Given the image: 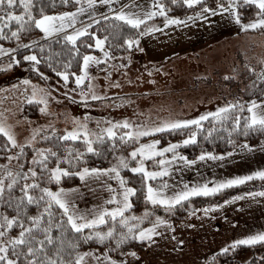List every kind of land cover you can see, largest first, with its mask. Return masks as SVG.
Masks as SVG:
<instances>
[{"label":"trees","instance_id":"1","mask_svg":"<svg viewBox=\"0 0 264 264\" xmlns=\"http://www.w3.org/2000/svg\"><path fill=\"white\" fill-rule=\"evenodd\" d=\"M86 1L87 0H68V3H64V0H33L32 11L33 14L39 18L41 15V7H43L45 14L51 15L73 10L84 4ZM159 2L164 5L163 11L168 18L182 17L187 14L190 15L196 13L199 10H204V5H207L209 9L219 7L220 5L234 6L242 23L256 20L258 18L257 13L260 12L258 6L249 0H202L197 5L191 7L184 4L183 0H159ZM13 10L18 14L23 11V8L17 4ZM3 14V11L0 10V17H2ZM105 16L108 17L107 20L103 19ZM95 21H97V23L91 22V27L88 29L87 34L79 37L75 45L64 39L65 34H60L48 39L41 38V30L34 24L20 30L19 39H17L16 37L11 36L10 29L16 30L19 25L15 21H12L4 28V33L10 38L4 39L0 37V44L13 47L14 50L12 53L19 58L20 65L29 63L28 60H24L26 54H35L40 61L37 64L39 72L44 73L46 76H53L64 82L63 78L58 75V72L67 71L69 73L68 84L73 85L75 76H73L72 73L78 75L81 72L83 56L98 51L96 47L88 46L89 44H95V37L92 36V33H96V35L101 38L107 37L105 46L111 56L123 55L134 49V45L129 47L125 43L127 39L136 41L143 34L148 32L147 29L150 28L153 23L165 21V16H157L153 19L152 23H143L139 28L132 27L126 22L109 15L99 17ZM263 29L264 26L251 30L259 31ZM12 53L9 58L13 57ZM244 68L246 69L245 61ZM263 68L264 67L262 66V69H258L260 71H257L256 74L258 75H253L250 72V75L255 77H251L248 80L245 79L246 86L242 89L243 92L239 93L237 98H235L234 101L236 102L232 103L234 107L228 110L226 119L215 120L213 117H209L202 122V128L197 129L194 125H190L181 131L155 133L143 137L141 140L144 141L153 137L160 141L159 146H167L169 143L182 141L192 132H196L195 143H189L187 145L181 143L176 149L178 153H182L189 158L198 157L202 151L221 155L233 151L245 143L251 145L264 143V130L260 129L259 126L248 129L247 134H245L244 127L250 120V112L248 110L249 105L253 101L256 103L264 101V79L260 78L261 73L264 72ZM53 69H56V71H53ZM247 72H249V70H247ZM31 78L37 79L40 78V75L39 73L32 74ZM28 105L29 106L26 107V110L32 117H36L38 114L37 108L40 103L36 102ZM236 120H239L238 128L235 124ZM209 130H211V133ZM123 135L124 131H119L115 136L105 137L101 141L93 144V147L97 149L96 152H87L86 141L83 139L61 140L60 137L54 136L46 139L43 141L44 145H46L44 148H50L57 153V156L55 157L49 154L47 160L48 168L55 166L57 161H59V164H64L62 166H65L68 169L69 174L64 175L59 182L50 180L48 172L38 173L35 177L28 174L27 181L23 179V176L18 177L17 183L11 190H9L7 184L10 183V181L7 177L1 176V174L3 175V172L8 169L15 170V173L21 171V169L6 165L13 147L10 141L7 140V137L0 133V177H3L5 182L4 194L2 198H0V223L3 222L2 217L4 214H7L9 217L18 215L16 205L20 202V198L23 195L21 189L25 182L31 184L32 181L35 180L40 185V188L48 187L55 190L60 187L65 188L79 185L82 182V179L80 176L76 175V173L82 171L85 167L102 169L111 168L114 165L117 156L122 152H127V150L136 143L134 140L127 139V137L122 140L121 137ZM230 139L232 143H229ZM77 153L80 155H77ZM170 155H173V153H165L163 157ZM163 157L156 156L149 158L145 161L146 168L149 170L157 169L159 167L158 161ZM131 163V166L135 164L134 162ZM22 172H25V170L22 169ZM15 173L13 174L15 175ZM120 174L125 179L127 186L134 187L137 190L136 193L131 196L132 207L125 215L126 217H129L130 215L136 217L146 209L148 204L145 197L147 195L148 184H151L155 188H163L165 184L163 178L145 180L142 173H134L131 171L130 167H121ZM40 188H33L29 191L32 195L40 197L45 195L40 191ZM261 189H264V180L256 178L244 184L223 189L209 196H196L187 199L186 201L173 206L171 210H168L167 208L168 212L165 213L162 212L163 206L159 208L158 205H152L150 208L152 212L149 213L148 216H145V219L141 224H135L137 227L134 228L133 231L138 232L150 223L157 222V216L163 218L167 222L176 224L184 221L191 213L198 209L218 205L232 197L255 192ZM46 201L47 197H45L44 201H40L39 204H27L25 200V204L20 205L21 211L19 212V217L24 221L25 227L28 226L29 221L24 214V208H27L28 215H36L39 212H43ZM155 210L158 212L155 213ZM51 211L54 214L53 220L60 221L63 209L59 208L58 205L53 204ZM46 219L47 213H45V220ZM119 220L120 218L118 217L116 223L119 228H123L119 223ZM131 221L134 222L133 219H130L129 223H131ZM112 223V219L108 218L105 224L95 227V229L106 228ZM90 229L91 228H85L81 232H75L67 224V218L64 217L63 233L56 228H53L52 233L54 237L60 236L63 240V245H61L60 240L54 239L52 244H47V242H45V251H47L49 256L57 259L55 253L59 250L60 257L63 258L65 262L72 261L73 264H75L78 253H85L89 250H108L113 260L121 261L127 252H142L146 249L148 244L147 241L135 239L132 236H129V238L123 243L117 244L116 237L118 235L106 239L101 243L97 238L88 234ZM20 230L19 222L14 224L11 229H0V231H5V236L8 237L18 235ZM33 234L41 239L44 235L39 231H34ZM86 237L89 238L86 239ZM227 249L228 251L219 250L212 254L208 258L206 264H264V242L252 245L239 244L235 247L229 246ZM17 251L19 252L20 248H18ZM24 252L26 253V247H24ZM245 253H252L254 257L248 262H241V256ZM9 257L17 260L18 264H28V261L24 259V255H20L19 257L12 255L11 247L9 248ZM37 259L44 260L43 254H39ZM28 260H31V257H29Z\"/></svg>","mask_w":264,"mask_h":264},{"label":"crops","instance_id":"2","mask_svg":"<svg viewBox=\"0 0 264 264\" xmlns=\"http://www.w3.org/2000/svg\"><path fill=\"white\" fill-rule=\"evenodd\" d=\"M249 1L251 2V0ZM122 3L119 4L116 9H113V11L121 9L123 7ZM126 4L128 3L126 2ZM126 4H124V6ZM158 4L159 3H157V7L159 6ZM217 8L218 7L213 9ZM224 8L234 7L229 5L224 6ZM107 14L109 15L111 12H104L97 18ZM192 16L195 20L188 26V38L184 43L186 45L185 49L179 50L175 55L170 56L171 58L166 56L165 59H160L158 55L154 54L147 56L146 49L148 48L146 46L144 50L143 48H139V45L136 44L135 41L133 43V54L120 55L113 59H111L112 56L110 54L108 57H105L106 60L98 64L97 72L104 66L106 67L104 69L106 74L109 73L111 75L114 72V74L119 76H131L130 74L135 73L144 74L143 65L150 71H153L151 74L139 75L140 77H137L142 80V83H146L141 86L137 92L131 93L125 90L122 92L120 90L119 93L112 96L125 101H131L134 98H137L136 101H139L140 99L138 98H145L143 103H140L143 110H149V108L155 110L154 108L160 106L161 112H163L165 107L172 109V111L175 109L174 106H176V103L170 105L167 102L169 99L174 102V99L171 97L179 94V92L184 95L188 91V117L180 119H194L201 114L214 112L219 102H212V104H209L206 101L201 102V99L225 98V76L221 75L223 72L221 69L218 70L219 67H217L218 64L216 61L213 63V69L205 72L207 63L204 65L203 61L199 60L194 55L205 50L214 51L218 46L225 44L223 41L227 36L229 38H235L249 31H246L248 29L239 28L238 26L235 27L233 23L228 25L223 17H221V24L219 20L217 23H213L209 19L200 18L196 16V13H193ZM248 23L250 22L245 24ZM225 29H229L227 34L223 32ZM160 36H163V34H160ZM137 40L143 43L141 37ZM162 40L161 38L157 41V50L165 45V40ZM99 53L97 51L94 52L93 55L96 56ZM185 64L187 69L183 71L184 69L181 68V66ZM137 65L140 66V70H137ZM129 67L132 68L131 71ZM124 71L129 72L124 73ZM97 72L96 70L94 72L96 76L98 75ZM182 78H185L186 84L179 86ZM104 98L105 97H102V99L96 100L95 103H102ZM110 99L112 100L115 98ZM220 105L223 106V104ZM256 105L254 111L257 115H264V101L256 103ZM121 106V103L115 104V107L119 108ZM203 106L206 108L199 112V108ZM159 114L160 117H158V120H175L173 118L174 114L171 115V119L168 113ZM248 145L250 148L240 146L228 152L231 153V155L225 153L222 159L219 158L221 155H216L218 158L215 160L207 157L204 160H198L197 157L189 158L180 153L181 156L196 161L191 165H187L181 160H171L170 158L172 155L165 156L161 159H165L167 164H159L157 169L150 171H159L163 167L168 168L166 175L154 179L163 178L164 182L166 181L165 184L167 187L165 191L169 195L182 190L185 185L191 187L192 185L207 182L211 186L214 182L235 178L237 176L250 175L254 171L264 170V143ZM114 177V173L111 175L107 173H90L82 179L79 185L62 187L65 190H69L64 192L63 195L68 202L69 208H71L70 210H74L84 215L86 218H91L105 208L111 209L122 206L112 201L114 193L117 194V199H121L119 194L123 191L119 181ZM234 186L237 185L230 187ZM153 188L155 187L153 186ZM59 189L61 188L54 191H58ZM261 191H264V189L251 192L254 194L251 196L242 194L235 196L237 197L236 199L232 197L226 200L228 203L224 201L218 204L219 207L217 208L207 207L198 209L191 213L184 221L176 224L170 222L160 224L157 222L155 234H153L150 239L143 240L148 242V248H146V250L135 252L136 256H132L130 253L133 251H129L125 254L124 259L116 262L117 264H193L195 262L202 264L215 252L232 246L233 241L242 240L249 235L264 232V196L259 195ZM86 196H88L89 202H86ZM193 197L196 196L189 197L188 199ZM83 201H85V203ZM163 207L167 209L166 206ZM130 209H127L124 215H126ZM108 218L111 217L107 216L106 220ZM85 253H90V255L84 256L82 264H111V262L106 259V257H111L107 250H89Z\"/></svg>","mask_w":264,"mask_h":264},{"label":"rangeland","instance_id":"3","mask_svg":"<svg viewBox=\"0 0 264 264\" xmlns=\"http://www.w3.org/2000/svg\"><path fill=\"white\" fill-rule=\"evenodd\" d=\"M123 1L124 0H113L111 6L112 10L116 9L118 5L121 4ZM125 1L128 4H126ZM125 1L122 3L123 7L121 9H118V11L123 10L124 12L131 13L134 16L140 17L141 19H143L145 13L147 12L150 11L156 12L155 16L145 20L144 23L146 22H148V24L152 23L154 18L160 16L161 9L159 8V6L157 7V3H159L158 5H160L159 0H125ZM124 4L126 5L124 6ZM78 7H84L85 11L77 14L76 23L74 25L65 28L61 32L53 33L52 35L47 37L40 29L41 30L40 37L48 39L58 36L60 34H65V35L71 34L75 30L90 24L92 20L96 19L100 14L104 12L105 13L109 12V6L106 4L97 3L91 9H89L87 7V1H86L84 4ZM225 9L228 10L223 11L220 10V7H218L217 9H213L215 10L214 13L211 11H207L205 9L199 10L196 13H201L202 11L201 16L199 17L203 19H209L213 23H217V21L219 20V22L222 24L221 17H223L225 18V22L228 25L233 23V26L235 25V27L238 26L239 28H243L242 26L243 23L241 21L240 23L236 22L235 17L238 15V13L235 7L225 8ZM75 10L76 8L73 10H69L67 12H75ZM58 14L59 13L51 14V15H58ZM192 15L193 14L190 15L187 14L182 17H177L181 21H183L182 24H178V25L170 24L165 26V21L153 23L150 28L155 27L158 30L151 32L148 31L146 34H143L141 36V40L143 41V43L139 41L138 43L139 48L141 49L143 48L144 50L146 46L148 48L146 49L147 56L154 54V55H158L160 59H165L166 56L170 57L172 55H175V53L178 52L179 50H184L186 46L184 43L188 38V26L191 24L193 20H195V18ZM109 16H112V14H109ZM188 17H192V19H188ZM257 19H260V17ZM56 26L59 27V24L57 23ZM251 29L252 28L246 30L249 32H246L245 34H242L239 37L237 36L235 38H229L227 36V38H225L223 41L225 42V44L218 46V48H216L214 51L205 50L203 52H200L199 54L197 53L194 55L199 60H202L204 65H206L207 63L208 67L205 66V72L213 69L212 67L214 65L213 63H215L214 61H216L218 64L217 67H219L218 70L221 69L223 72L221 75L225 76V82H226L224 84L225 98L201 99V102L206 101L209 104H212V102L213 103L219 102L217 103L215 111L220 107H224L227 104H232L236 102L234 101L235 98H237L239 93L243 92L242 89L246 86L245 79L248 80L251 77H255L250 75V72L253 75H258L256 74L257 71L260 72L258 69H262V66L264 67V29L259 31H254ZM223 32L224 34H227L229 32V29H225ZM160 34H163V36H160ZM160 37L163 40H165L164 42L165 45L160 47L159 50H157L156 45H157V41L161 39ZM160 44H161V40H160ZM0 47H2L5 50L13 49V47L5 46L2 44H0ZM97 50L98 53L99 51L100 53L97 54L96 56L100 58L99 63H101L106 60L105 56L103 55V51H107V49L106 46L104 45L103 51H101V49L98 48ZM133 51L134 49L127 53H124L123 55L131 54V53L133 54ZM11 53L12 52L5 51L3 55H0V122H3L5 126L8 127V129L11 131V133L13 134V136L17 141V146H13L11 144L13 149L8 157V162L6 164L8 166H12V167L14 166L15 168L21 169L20 166L22 165L23 166L22 169L25 170V172H27L28 168L31 167L37 172V174L41 172L47 173L48 171L46 169L41 168L38 164L32 163V157L36 155L34 149L44 148V146L46 145H44L43 141L46 139H49L53 136L61 137L65 134L66 130H73L74 128H77L78 124L76 121H74L73 119L74 117L78 118L79 124L86 125V130L89 133V138L93 140V144L101 141L105 137H108L106 132H103L102 130L107 129L112 125H116L118 124V122H119V126L113 129L115 133H118L119 131L122 130H124V133L128 131H135L136 130L135 128L126 129L122 127V123L125 120H127L132 125L141 126V127H151V126L159 125L160 123L164 122V120H158V117H160L159 113H168L170 119H171V115H173L175 112L176 113L173 115L174 119L188 117V91L184 95H182V93L179 92V94H176L174 97H171L174 99V102L171 101V99H169V101L166 100L170 105L176 103V106H174L175 109H173V111L172 109L165 107L163 112H161L160 106L154 108L155 110L151 108H149V110L147 109L143 110L141 104L143 103L145 98H138L140 99L139 101H136L137 98H134L131 101H125L122 99H118L115 96H112L119 93L120 90L122 92L123 90H125L131 93H135L139 90L141 86L146 84V83H142V80L137 78L140 77L139 75L151 74L153 72L150 71L144 65L142 66L144 70V74L135 73V74H130L131 76L128 75L119 76L117 74H114V72L111 75L109 73L106 74L104 72V69L106 67L104 66L97 72V67L99 63L98 64L90 63L87 69L89 76L85 78L84 83L81 85H77L75 83V78H74L73 85H70L68 84L69 80L67 81V84H65V82L53 76H46L44 73H43L44 75L41 76L40 75L41 72L36 70L38 66L36 65V68H34L33 67L34 62L32 61H29V63H26L25 65H20L19 58L16 55H13V53H12L13 57L9 58V56H11L10 55ZM30 54L32 53L26 54L25 56ZM114 57L116 56H112L111 59H113ZM244 61L246 62V69L244 68ZM9 64L11 65V67H8ZM136 68L137 70H140V66L137 65ZM181 68H183L184 69L183 71H185V69H187L186 64L181 66ZM95 70L98 73L97 76L94 74ZM129 70L131 71L132 68L129 67ZM247 70H249V72H247ZM125 72L128 73L129 71H124V73ZM36 73H39L40 78L37 79L31 78V75ZM80 74L81 72L78 75ZM185 78H182V81L179 84V86L186 84V81L184 80ZM26 80L31 81V83L25 84L24 81ZM89 84L92 85V89L91 92H89V95H91V93L94 92L98 96L105 97L102 103H95L96 100H92V99L82 100L80 98V92L82 90L85 92L89 91L88 89ZM33 86H36L38 89H43L44 92L46 93H50V95L47 96V100H48L47 110L45 112H41L40 109L42 105L40 104L37 108L38 114L36 117H32L30 113L26 110V107L29 106L28 104H30L27 100V97L31 94ZM108 96H112V97H108ZM110 98H115V99L111 100ZM36 102L38 101H33L31 103H36ZM117 103H121L122 106L119 108L115 107V104ZM220 104H223V106H221ZM205 108H206L205 106L200 107L199 112L204 110ZM85 117H87V119H85ZM33 135H35V140L32 142V144H28L27 141L31 139ZM97 136H102V139L98 140ZM143 137H139L138 139L127 138L129 140H134L136 143L132 147H130L127 150V152L120 153L117 156L114 165L119 166V160L121 157H123L126 160V162L129 164L130 168L136 167L140 157L138 155L136 158H132L131 152L135 148H138L140 144L150 143L154 139L158 140L152 137L142 141L141 139ZM78 139H83L85 141V139L83 138V131L80 132V138ZM21 144L24 145L23 154L20 153L19 145ZM156 147L164 148L166 146H159L158 144L156 145ZM149 158H153V157L145 158L144 164L145 161L148 160ZM131 162H134L135 164L131 166L132 164ZM59 165L62 168H66L65 166H62L64 164L62 165L59 164ZM53 167H56V165L51 166V168ZM8 171L15 173V170L13 169H8ZM4 172L3 175L1 174V176H4ZM63 176L64 175H62L61 178ZM7 178L11 182V178L10 177ZM86 200H87L86 202H89L88 196H86ZM146 201L148 204L147 205L148 208L146 207V209H144L143 212L139 213L136 216V217H140L141 219L139 220L133 219L134 222L131 221L130 224H134V225L141 224L145 219L146 210L148 215L149 213L152 212L150 208L153 204L148 200ZM83 202L85 203V201ZM158 207L160 208L162 207V205H158ZM162 210L163 213L168 212L167 209H164V207H162ZM157 212L158 211L155 210V213ZM129 217H132V215H130ZM157 222L155 221L153 223H150L148 226L144 228L150 227L153 224H156ZM112 226L113 223L108 225L106 228L90 229V231H88V234L92 237H95L94 235H92L94 231L106 232L107 229ZM122 231L127 232V228L125 227L119 228L118 224L116 223L115 234L119 235V233ZM129 236L131 237V235ZM9 238L10 237L8 236H3L0 237V241L7 242ZM146 248H148V244ZM253 257L254 255L252 253H245L241 256V262H248ZM207 260L208 259H206V261H204L202 264H206ZM193 264H198V262H195Z\"/></svg>","mask_w":264,"mask_h":264},{"label":"snow or ice","instance_id":"4","mask_svg":"<svg viewBox=\"0 0 264 264\" xmlns=\"http://www.w3.org/2000/svg\"><path fill=\"white\" fill-rule=\"evenodd\" d=\"M201 0H183V3L188 5L189 7L196 5L200 3ZM253 4H256L258 8L260 9V12L257 13L258 16H260V19H256L252 21L251 23L244 24V29H255L258 26H264V0H251ZM64 3H68V0H64ZM106 4L109 6V12H111L112 16H114L116 19L126 22L128 25H131L132 27L139 28L142 23H144L145 20L150 19L151 17L156 15L155 11H150L145 13L143 19L140 17L134 16L131 13H126L123 10L120 11H113L112 10V3L113 0H87V7L91 9L95 4ZM19 4L22 6L23 11L15 12L13 9L15 6ZM220 10L227 11L228 9H225L223 5H220ZM234 7V6H233ZM159 8L161 9L160 15L165 16V26L170 24H182L183 21H181L177 17L168 18L166 16V13L163 11L164 5L160 4ZM205 10L215 12L213 9H209L207 5H204ZM33 0H0V10L3 11V16L0 17V37L4 39H9L10 37L7 36L4 33V28L11 23L12 21H15L19 27L16 30H11V36L16 37L19 39V32L20 30L30 26L31 24H34L37 28L41 29L44 33V35L50 36L53 33L61 32L67 27H71L76 23V17L78 13H82L85 11L84 7H77L75 12H61L58 15H48L44 13L43 7H41L40 12L41 15L39 18H37L33 14ZM196 16H201V13H196ZM103 19L107 20L108 17L105 16ZM188 19H192V17H188ZM236 22L240 23V18L237 15L235 17ZM57 23L59 24V27H57ZM92 23H97V21L93 20ZM91 27V24L85 25L84 27L75 30L71 34L65 35L64 39L68 42H71L73 45L76 44L77 38L84 36L87 34V30ZM155 27L148 28L147 31H157ZM143 34V33H142ZM92 36L95 37V44L91 45L89 44V47H96L98 49H101L103 51L105 41L107 40V37H99L96 35V33H92ZM138 40L135 41V43L138 44ZM125 43L132 47L134 41L132 39H127ZM26 47V46H25ZM7 52H12L13 49H3L0 47V55H3ZM103 55L105 57L109 56V53L107 51H103ZM24 60L32 61L33 67L36 68V65L40 62L39 58L35 54H30L27 56H24ZM18 62V61H17ZM100 58L92 55V54H85L83 56V66L81 70L80 75H76L75 73H72L73 76H75V83L77 85H81L84 83L85 78L89 76V73L87 71L88 66L90 63H99ZM8 67H11L9 64ZM37 71H39L38 68H36ZM53 71H56V69H53ZM41 76H43V73H40ZM58 75L61 76L67 84V81L69 80V73L67 71H59ZM261 79H264V72L261 73L260 76ZM25 84H30L31 81H24ZM118 86V85H116ZM88 92L81 91L80 92V98L82 100L92 99V100H99L102 99L101 96L96 95L94 92L89 95V92H91L92 85H88ZM50 95V93L44 92L43 89H38L36 86H33L31 94L27 97V100L29 103L33 101H38L42 107L41 112H45L47 110V96ZM256 102L253 101L249 105V112L251 113V118L248 121V123L245 124V134H247V130L250 128H254L256 126H259L260 129L264 130V115H257V113L254 111L256 108ZM234 105L227 104L224 107L218 108L215 112H208L205 114H202L194 119H175V120H167L159 125L151 126V127H141L130 124L127 120L123 121L122 127L124 128H135V131H128L124 133V135L121 137L123 140L125 137L129 139H138L139 137L155 134V133H161L165 131H181L187 126L194 125L197 129L202 128L203 124L202 122L207 120L209 117H213L215 120H223L227 118V112L229 109L233 108ZM74 121L77 122L78 127L74 128L73 130H66L65 134L60 137L61 140H66L71 138L72 140H77L80 138V132L83 131V138L86 141V151L87 152H96L97 149L93 147V140L89 138V133L86 130V125L79 124L78 118H73ZM87 119V117H85ZM235 124L237 125V128L239 127V120L235 121ZM119 126V122L116 125H112L111 127L102 130L103 132H106L108 137H113L116 135V133L113 131L115 127ZM211 133V130H209ZM0 133H2L5 137H7V140L11 142L13 146H17V141L11 131L8 129V127L5 126L3 122H0ZM46 138V137H45ZM97 139H102V136H97ZM35 140V135L32 136L31 139L27 141L28 144H32V142ZM196 142V132H192L187 138H185L182 141H178L176 143H169L164 148H157L156 145L160 143L159 140H152L150 143L147 144H140L138 148H135L131 152V157L136 158L138 155L140 157L139 162L136 167H132L131 171L136 173H142L145 180L148 179H154L159 176L166 175L168 172L167 167L161 168L159 171H150L145 167L144 159L147 157H155V156H161L163 157L165 153L172 152L173 155L170 158L171 160H181L185 162L187 165L194 164L195 160H189L185 156H181L180 153L176 151V149L179 147V145L182 144H189V143H195ZM229 143H232L231 139L229 140ZM242 147L250 148V146L245 143L242 145ZM20 153L23 154L24 152V145H19ZM36 155L32 157V163L38 164L41 168L46 169L49 173V179L55 180L56 182H59L61 180L62 175H68V169L62 168L59 165V161H57L56 167L48 168L47 160L49 154L53 157L57 156V153L55 151H52L50 148H35L34 149ZM77 155H80L77 153ZM224 154H221L219 158H223ZM228 155H231V153H228ZM211 158L213 160L217 159L218 157L208 151H202L200 155L197 157L198 160H204L205 158ZM11 159V157H10ZM160 165H166L167 161L165 159H160L158 161ZM21 171H18L13 175L11 171L6 170L4 172L5 177H10L11 182L7 184V188L11 190L13 186L17 183V178L23 176V179L27 181L28 174L31 173L33 177L37 175V172L29 167L27 172H22L23 166L21 165ZM128 168L129 164L126 162V160L121 157L119 160V166L113 165L111 168H88L85 167L82 169V171H79L76 173V175L80 176L81 179H84V177L90 173L92 174H102L107 173L109 175L115 174V179H117L120 183V187L122 188V192L119 194L121 199H117V194H113L112 201L117 203L118 207H114L111 209L105 208L95 215H93L91 218H86L84 215H81L74 210H70L68 206V202L66 198L64 197L63 193L69 190H65L63 188L59 189L58 191H53L52 189L48 187L40 188V185L33 180L31 184L25 182L21 191L23 195L20 198V202L16 205L17 209V216L9 217L7 214H4L2 217V223H0V229H11L14 224L19 222V226L21 228L20 232L16 236H11L7 242L0 241V264H18L17 260L11 259L9 257V248L12 249V255L19 257L20 255H24V259L28 261V264H73L72 261L65 262L63 258L60 257V251L58 250L55 253V256L57 259H54L52 256H49L47 251H45V242L47 244H52L54 239L60 240L61 245H63V240L60 238V236H53V228L61 230V233L64 231V217L67 218V224L71 227L72 230L75 232H81L84 228H91L95 229L98 225H103L107 222L106 217L110 216L113 222V226L109 227L106 232L104 231H94L92 235H94L101 243H103L106 239L113 238L115 234V223L117 217L120 218L119 223L127 228V232H120L119 235L116 237L117 244H121L124 241H126L129 238V235H131L135 239L144 240V239H150L153 234H155V229L157 227L156 224H153L149 228L140 229L138 232H134L133 229L137 226L134 224H130V219L139 220L140 217H126L124 215L125 211L127 209H130L132 207L130 196L136 193V189L134 187H129L126 185L125 179L120 174V168ZM253 178H260L264 180V170H258L252 172L250 175H244V176H237L235 178L227 179V180H221L218 182H214L211 186L209 183L204 182L202 184L198 185H192L189 187L188 185H185L184 188L180 191H176L173 194L169 195L166 193L165 189L167 185L165 184L164 188H153L151 184L147 185V195L146 200L150 201L153 205H163L168 208V210H171L173 206L180 204L183 201H186L189 197L197 196V195H203V196H209L212 194L217 193L221 189H224L226 187H230L233 185L242 184L245 181L251 180ZM110 187V186H109ZM33 188H40V191L44 193L45 195H42L40 197H36L31 194L29 191ZM5 190V182L4 178L0 177V198H2ZM247 195L251 196L254 195L253 193H247ZM259 195L264 196V191H261ZM45 197H47V201L44 204L43 212H39L36 215H28L27 214V208H24V214L27 216V219L29 221V224L27 227L24 226V221L20 219L19 212L21 211V204H25V200L27 204H39L40 201H44ZM237 197H234L233 199H236ZM225 203H228V201H225ZM56 204L59 206V208L63 209V213L61 216L60 221H54L53 220V212L51 211L52 205ZM211 207L217 208L219 205H212ZM45 213H47V219L45 220ZM147 210L145 212V216H147ZM156 220L160 224L167 223L166 220L163 218L157 216ZM34 231L42 232L43 238H38L36 235H34ZM5 236V231H0V237ZM89 237H86V239ZM35 242V243H33ZM264 242V232H259L253 235H249L246 238L242 240H236L233 241L232 247H235L239 244H256ZM24 247H26V253L24 252ZM20 248V251L18 252L17 249ZM222 251H228L227 248L222 249ZM39 254H43L44 260H38L37 256ZM132 256H136V253L133 251L130 253ZM86 255H90V253H78L75 264H82L83 258ZM31 257V260H28V258ZM107 260L111 262V264H117L115 260H112L111 257H106Z\"/></svg>","mask_w":264,"mask_h":264}]
</instances>
